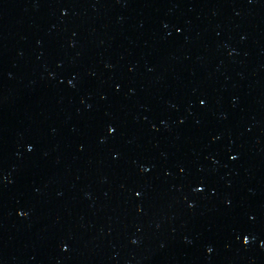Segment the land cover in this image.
Returning <instances> with one entry per match:
<instances>
[{
  "label": "water",
  "instance_id": "1",
  "mask_svg": "<svg viewBox=\"0 0 264 264\" xmlns=\"http://www.w3.org/2000/svg\"><path fill=\"white\" fill-rule=\"evenodd\" d=\"M0 232L113 256L264 236V0H0Z\"/></svg>",
  "mask_w": 264,
  "mask_h": 264
}]
</instances>
